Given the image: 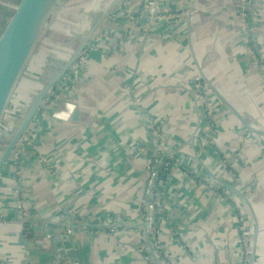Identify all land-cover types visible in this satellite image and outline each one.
I'll use <instances>...</instances> for the list:
<instances>
[{"label": "crops", "instance_id": "1", "mask_svg": "<svg viewBox=\"0 0 264 264\" xmlns=\"http://www.w3.org/2000/svg\"><path fill=\"white\" fill-rule=\"evenodd\" d=\"M158 1L155 19H130L142 0H68L53 16L19 99L100 20L79 81L56 85L84 110L56 116L68 98H46L0 173V264H250L255 231L253 264H264V136L210 85L264 129V0ZM203 83L222 102L214 131ZM156 155L173 163L147 237L141 202ZM226 182L241 193L231 198Z\"/></svg>", "mask_w": 264, "mask_h": 264}, {"label": "water", "instance_id": "2", "mask_svg": "<svg viewBox=\"0 0 264 264\" xmlns=\"http://www.w3.org/2000/svg\"><path fill=\"white\" fill-rule=\"evenodd\" d=\"M62 6L61 0H18L12 15L0 32V125L8 103L13 95L16 85L18 84L27 64L29 63L34 50L38 44L39 38L44 31L49 17L53 12L58 11ZM113 6V5H112ZM111 6V7H112ZM108 8L101 16H106L112 8ZM100 21V20H99ZM99 21L90 28L89 32L82 40L80 45L67 59L61 69L53 76L46 84H44L39 91L32 98L25 112L22 114L15 127L8 137L6 136L0 152V173L5 165L12 157L20 140L28 130L30 124L35 119L45 97L50 90L58 83V81L67 73L70 67L74 64L80 54L87 47L89 40L99 23ZM210 83V82H209ZM211 87L219 94L224 102L231 108V110L240 118L243 124L251 131L259 133L264 136V129L252 127L241 115L239 110L231 104L214 86ZM82 107H77L72 115L73 120H78L83 112ZM4 140V139H3ZM238 191L237 189H235ZM239 192V191H238ZM240 193V192H239ZM244 197V196H243ZM246 201L247 198H244ZM145 226L146 223L142 222ZM54 230H56L54 228ZM72 230L69 228L61 235L62 239L66 240V244L71 243ZM50 238L56 237L55 234L48 235ZM147 237L148 232H147ZM258 231H255L254 248L250 264H253L256 254ZM157 264L158 261H157Z\"/></svg>", "mask_w": 264, "mask_h": 264}, {"label": "built area", "instance_id": "3", "mask_svg": "<svg viewBox=\"0 0 264 264\" xmlns=\"http://www.w3.org/2000/svg\"><path fill=\"white\" fill-rule=\"evenodd\" d=\"M144 6L146 8L145 10H147L151 15V16H149L150 19H155L158 17V14H159L158 0H143V4H141V7H139V8H141L140 9L141 12H144V9H143ZM243 7H244V9L242 12H243V15L246 16V9L247 8L245 5H243ZM129 13H130V18H132L133 17L132 13L130 11H129ZM84 55H86V54H84ZM85 62H86V57H83V60L81 61V63H79L80 65L76 68H78V69L82 68V66L85 64ZM76 108H77V104L75 102L67 100V101H65V109L62 111L56 110L54 114L56 116H59L58 112H62V113H67V115L70 116L71 113ZM21 117H19V118H21ZM17 149L18 148H16V150L14 151V153L12 155L13 157H16V158H17V154H16ZM167 165H168V162H165L164 158L161 157L160 155H156L153 158L152 166L150 167V171H149V175H148V181L146 183L145 196L142 198V202H141L142 220L146 223L147 228L149 230V233H152L153 235H155L157 232L155 214H156L157 209H159V207H160V202L162 201V198L164 195L163 185H164L165 178L160 176V170ZM239 223L241 224V226H240L241 232L244 229L245 230L249 229L246 220L241 216L239 217ZM244 234L249 236L250 231L249 230L245 231ZM242 235H243V232H242ZM246 235H244V236H246Z\"/></svg>", "mask_w": 264, "mask_h": 264}, {"label": "flooded vegetation", "instance_id": "4", "mask_svg": "<svg viewBox=\"0 0 264 264\" xmlns=\"http://www.w3.org/2000/svg\"><path fill=\"white\" fill-rule=\"evenodd\" d=\"M62 1V0H61ZM65 2H66V0H65ZM65 2L63 1V3H62V6H60V9L63 7V4H65ZM125 2H128V0H125ZM142 2H143V0H142ZM158 3H159V1H158ZM124 6H125V4H124ZM123 6V7H124ZM122 7V8H123ZM159 7V6H158ZM135 8V7H134ZM143 8V7H142ZM141 8H138V9H134L133 11H130L131 13H132V18H130V19H132V20H135V17H136V15H137V13H138V11L139 12H141V10H140ZM144 14H147V16L149 17V16H151L150 15V13L147 11V10H145L146 8H145V6H144ZM59 11V10H58ZM122 11V10H121ZM136 11H137V13H136ZM55 13H57V11L56 12H53V14L55 15ZM12 15V14H11ZM88 46H89V44L87 45V47L84 49V51L80 54V56L77 58V60L74 62V64L70 67V69L67 71V73L61 78V79H63L64 77H67V78H69L71 81L72 80H74L75 78H76V76H78V77H80L82 74H83V67H82V70H80V69H78V68H76V67H78L80 64L79 63H81V61L83 60V57H86V61L88 60V52H89V50H90V48H91V45H90V47L88 48ZM93 46V45H92ZM86 52V53H85ZM84 54H86V55H84ZM84 55V56H83ZM27 65H29V63L27 64ZM27 69H28V66H27ZM78 69V70H77ZM28 71V70H27ZM61 79L59 80V81H61ZM58 81V82H59ZM48 82V81H47ZM56 85H59V83H57ZM56 85L50 90V92L48 93V95L45 97V100H44V102L42 103V105L45 103V101H46V98H48L49 96H51V95H54L55 97L57 96V94H61L62 93V90H60V92L58 93V91L56 90ZM208 85V84H207ZM207 85H205L204 83L203 84H201V86L199 87V90H201V92H200V95L199 96H197V99L199 100V104L200 103H202L203 104V109H202V114L203 115H205L206 116V118H207V122L210 124V129H212L213 131H214V128H217V125H218V121H217V114H218V112H219V109H220V107H219V103H222V102H220V97H218L217 96V98L216 97H212V96H210L209 94H208V92L206 91V87H207ZM39 90H37L35 93H34V95H33V97L32 98H34V96L36 95V93L38 92ZM65 92L63 91V95L65 96V94H64ZM70 95L69 94H66V96L65 97H67L68 99L67 100H70V101H72V102H75V99L74 98H71V97H69ZM76 103V102H75ZM231 103V102H230ZM77 104V103H76ZM198 104V105H199ZM232 104V103H231ZM240 112V111H239ZM242 115V114H241ZM243 116V115H242ZM19 118V117H18ZM239 118V117H238ZM243 118L245 119V117L243 116ZM36 119V118H35ZM35 119L33 120V122L35 121ZM240 119V118H239ZM246 120V119H245ZM241 121V120H240ZM247 121V120H246ZM32 122V123H33ZM31 123V124H32ZM30 124V125H31ZM10 126H11V124H9ZM30 127V126H29ZM29 129V128H28ZM260 129V128H259ZM215 132H217V131H215ZM254 132V131H253ZM255 134H258V135H261V134H259V133H256V132H254ZM210 137H211V143H213V141H215V136L214 135H211L210 134ZM172 159H165L164 158V161L165 162H168V165L167 166H165L164 168H162L161 170H160V176L161 175H163L162 174V171L163 170H166V171H168V173H167V175H169L170 174V169H171V167L172 166H169L173 161H171ZM167 175L164 177L165 178V180H166V177H167ZM226 184V183H225ZM230 186L231 187H229L228 189H229V191H231V192H229V193H231L230 194V196H231V198L233 197L232 195H234V193L235 194H237V193H241V191H240V189L235 185V184H230ZM235 189H237L238 191H236ZM230 202H232V199H230ZM232 204H234V203H232ZM157 211H158V209H157ZM157 211H156V214H155V216H157ZM241 217H243L244 218V216L243 215H240ZM247 222V221H246ZM145 223V222H144ZM247 224H248V227H249V229H250V222L248 223L247 222ZM157 227V226H156ZM147 230H148V228H147ZM250 231H251V229H250ZM252 232V231H251ZM148 234L150 235V233H149V230H148ZM156 234H157V232H156ZM251 234V233H250ZM249 234V235H250Z\"/></svg>", "mask_w": 264, "mask_h": 264}, {"label": "rangeland", "instance_id": "5", "mask_svg": "<svg viewBox=\"0 0 264 264\" xmlns=\"http://www.w3.org/2000/svg\"><path fill=\"white\" fill-rule=\"evenodd\" d=\"M63 1L65 2V0H62L61 2L63 3ZM67 2H68V0H66L65 4H63V7L66 6ZM16 3H14V0H0V32L3 29L4 25L7 23V21L9 20L11 14L13 12V9H14L13 7L15 6ZM53 16H54V14L52 13V15L49 17V19L47 21V24H46V26L44 28V31L42 32V34H41V36L39 38V41H38V44H37L36 48L41 46L42 40L46 37V33L48 31V27L51 25L50 23L52 21ZM89 47L90 46H88V48ZM36 48H35V50H36ZM35 50H34V52L37 51V50L36 51ZM27 66L29 67L30 64L27 65ZM27 66H26V68H25V70H24V72H23L18 84L16 85V89L13 92V95H12V97H11L9 103H8V106L6 108V111H5L4 116L2 118V121H1V125H0V144H1V147H2V145H4L3 142L5 141L6 136L8 137L9 135H11V133H12L14 127H15L14 124L17 123V121L20 120V118H17V117H21L22 114L24 113V112L23 113H21V112L19 113L16 110H17V107H19V105H20V99H19L20 89L19 88H20V86H22L21 83H22V81H24V78L28 77ZM79 69L82 70V68H79ZM36 72H38V70H36ZM78 78L79 77L76 76V78L74 80H78L79 81ZM33 79H35V77ZM28 93H29L28 89H25V88L22 89V94L23 95H26ZM33 95L34 94H31L30 96L33 97ZM23 101L25 102L26 100H23ZM27 105H29V103H27ZM16 112H17V116H15ZM11 113H12V116H11ZM14 117H15V119H14ZM14 120H15V122H14ZM9 124H11V126ZM7 130H9V131H7ZM1 149L2 148H0V152H1ZM225 185L228 186V187H231L230 184L227 183V182H226ZM248 230L250 231V229L242 230L243 235H246L244 233H245V231H248Z\"/></svg>", "mask_w": 264, "mask_h": 264}, {"label": "trees", "instance_id": "6", "mask_svg": "<svg viewBox=\"0 0 264 264\" xmlns=\"http://www.w3.org/2000/svg\"><path fill=\"white\" fill-rule=\"evenodd\" d=\"M31 100H32V97H30L29 99H27L25 102L24 101H22V102H20V105H19V107H17V112H21V113H23V112H25V109H26V107L28 106L27 105V103H30L31 102ZM23 103V104H22ZM17 112L15 113V116H17ZM14 119H15V117H14ZM15 122V121H14ZM173 163V162H172ZM172 163L169 165V166H172ZM167 173H168V171H166V170H163L162 171V174L163 175H161L162 177H165L166 175H167Z\"/></svg>", "mask_w": 264, "mask_h": 264}]
</instances>
